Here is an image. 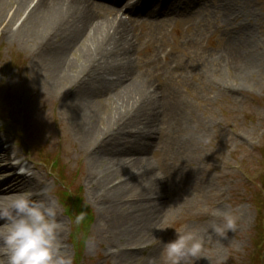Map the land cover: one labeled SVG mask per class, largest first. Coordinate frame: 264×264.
<instances>
[{"label":"rangeland","instance_id":"rangeland-1","mask_svg":"<svg viewBox=\"0 0 264 264\" xmlns=\"http://www.w3.org/2000/svg\"><path fill=\"white\" fill-rule=\"evenodd\" d=\"M184 2L177 0L176 8L184 9ZM207 3L206 18L175 17L158 26L162 32H154V38L146 36L150 29L146 20L132 24L133 36L140 40L129 55L131 70L137 78L151 74L153 98L160 106L147 166L170 182L162 199H167L169 186L181 191L180 179H192L189 190L175 194L176 205L162 211L161 218L144 232V243H134L133 236L126 238L122 230L114 232L105 220L101 199L106 192L96 185L98 175L91 177L95 172L89 165L91 146H83L72 133L64 113L68 96L48 90L38 77L41 49L22 25L27 13L13 21L16 7L9 5L0 13V145L13 163L23 158L19 171L35 165L33 171L48 176L49 194L61 205L60 240L75 264H121L126 257L124 264H163L164 244L175 239L176 230H191L202 237L212 264L217 257L223 264H264V0ZM234 7L235 15L230 13ZM94 10L99 17L100 10ZM243 43L252 44L255 65L250 71L243 51L237 48ZM87 51L78 44L68 55L83 76L89 75ZM133 101H122L113 88H104L97 98L99 131L107 128L114 114L124 117L121 124L128 121V130L145 133L141 124H129V115L137 110ZM14 152L19 153L17 157ZM53 163L62 165L67 183L77 192L67 203L60 198L67 188ZM6 178L8 174L1 179ZM79 201L93 216L87 236L74 223L73 206ZM225 212L238 216V228L219 240L209 230ZM93 234L98 245L89 250L84 241ZM197 264L210 261L202 258Z\"/></svg>","mask_w":264,"mask_h":264},{"label":"bare ground","instance_id":"bare-ground-1","mask_svg":"<svg viewBox=\"0 0 264 264\" xmlns=\"http://www.w3.org/2000/svg\"><path fill=\"white\" fill-rule=\"evenodd\" d=\"M143 1L0 0L1 14L9 5L16 7L11 21L19 14L27 13L22 25L41 49L38 77L48 90L68 96L69 106H64V113L77 141L83 146H91L89 165L95 171L91 177L94 180L98 175L96 185L106 192L101 199L107 211L105 220L114 232L122 230L126 238L133 236L134 243L147 241L144 232L155 225L162 211L176 205L175 194L182 195L189 190L192 179H180L178 187L181 191L169 186L170 195L162 199L170 182L163 181L147 166L150 162L147 149L152 147L155 115L160 106L153 98L151 74L148 77L143 73L137 78L131 70L129 55L140 40L133 36L132 24L146 20V24H150L146 36L154 38V32L156 35L162 32L163 27L158 26L175 17L189 14L206 18L209 13L207 0H185V8L181 10L176 8L177 0ZM94 8L100 10L99 17ZM228 9L231 10L232 5H228ZM235 11L234 7L230 13L235 15ZM78 44L88 50L86 56L89 59L85 60L86 63L90 61L88 76L79 74L81 70H77L68 57L70 50ZM237 48L245 55L246 70H252L255 65L252 44L249 47L243 43ZM104 88H113L122 101L134 100L133 107L137 110L129 115V124L134 121L141 124L145 133L128 130V121L121 124L124 117L114 114L109 116L107 128L99 131L97 98ZM4 141L8 142L9 137H4ZM141 143H145V147L142 148ZM18 154L14 152L15 157ZM21 160L23 158L13 163L8 150L0 145V202L21 192L36 193L48 189V176L33 171L37 168L35 165L19 171ZM6 174L8 178L1 179ZM58 219L62 223L60 215ZM122 259L121 264L129 260L128 257ZM5 261L6 257L0 252V264Z\"/></svg>","mask_w":264,"mask_h":264},{"label":"clouds","instance_id":"clouds-1","mask_svg":"<svg viewBox=\"0 0 264 264\" xmlns=\"http://www.w3.org/2000/svg\"><path fill=\"white\" fill-rule=\"evenodd\" d=\"M60 210L61 205L48 189L21 192L0 202V252L6 257L5 264H75L60 240ZM85 219L86 212L80 211L74 223L79 226ZM237 222L238 216L225 212L219 222L212 223L209 234L226 239L229 232L237 231ZM84 243L94 250L98 239L93 234ZM202 258L212 264L205 255L204 239L191 230H176L175 239L165 243L162 250L163 264H197ZM216 264H223L221 257Z\"/></svg>","mask_w":264,"mask_h":264},{"label":"trees","instance_id":"trees-1","mask_svg":"<svg viewBox=\"0 0 264 264\" xmlns=\"http://www.w3.org/2000/svg\"><path fill=\"white\" fill-rule=\"evenodd\" d=\"M63 173H64V171H60L59 170L60 179L67 181L68 178L64 177ZM66 193L67 192L65 191L64 194H66ZM68 198H69V200L71 199V197L69 195H68ZM76 203H77V200H76L75 204ZM71 209L72 208H67V211H71ZM73 209H74V211H76V214L78 212H80V211H85L86 212V219H85V221L81 225L77 226L76 229H78L79 231L84 232L85 233V236H87L88 235V229L90 228L91 223L93 221V216H92L91 210L89 209V207L86 204L81 203V201H79V203H78V205L76 207L73 206ZM70 214H72V213H70ZM74 244L75 245L77 244V239L74 242ZM78 255H80V253H78ZM261 257H262L261 260L264 261V253L261 254Z\"/></svg>","mask_w":264,"mask_h":264}]
</instances>
